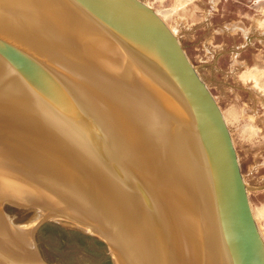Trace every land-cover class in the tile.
<instances>
[{
  "label": "water",
  "instance_id": "95a60500",
  "mask_svg": "<svg viewBox=\"0 0 264 264\" xmlns=\"http://www.w3.org/2000/svg\"><path fill=\"white\" fill-rule=\"evenodd\" d=\"M0 110L1 164L55 199L13 191V203L41 208L35 227L67 219L87 228L88 201L126 232L122 248L137 245L150 264H168L176 218L163 224L158 216L186 207L199 222L184 264H264L222 110L176 34L143 1L0 0ZM136 179L150 197L161 190L165 209L154 196L148 209ZM0 222L8 229L1 211Z\"/></svg>",
  "mask_w": 264,
  "mask_h": 264
},
{
  "label": "rangeland",
  "instance_id": "374dc122",
  "mask_svg": "<svg viewBox=\"0 0 264 264\" xmlns=\"http://www.w3.org/2000/svg\"><path fill=\"white\" fill-rule=\"evenodd\" d=\"M141 1L152 7L176 34L219 104L264 238V0ZM0 166V172L8 178L25 179L11 163L0 162ZM18 183L20 188H7L9 194L0 189V211L8 227L0 225L1 229L14 244L22 245L13 239L17 235L15 228L23 230L19 237L28 238L24 251L16 248L23 252L15 250L18 256L31 257L37 264L41 263L36 253L48 264H113L106 240L88 232L86 226L67 219H48L35 227L41 208L13 203V191L24 189L48 200L53 198L38 185L30 188Z\"/></svg>",
  "mask_w": 264,
  "mask_h": 264
},
{
  "label": "bare ground",
  "instance_id": "6f19581e",
  "mask_svg": "<svg viewBox=\"0 0 264 264\" xmlns=\"http://www.w3.org/2000/svg\"><path fill=\"white\" fill-rule=\"evenodd\" d=\"M3 112L4 111H1L0 113L4 114ZM12 115L13 114L10 113L9 117H12ZM16 133H17V131H16ZM17 135L19 136L20 133ZM2 145L6 146V144L4 142H2ZM6 147H8V146H6ZM131 178L135 179L136 176L132 174ZM11 179H12V181H11ZM139 180H141V178ZM139 180L136 179V182L138 181L137 182V184L139 185L138 188L140 190V193L144 197L143 199L146 202V206L148 207V209L151 210L152 212L154 211L152 209V205H151L152 204L151 197H153V196H154L153 197L154 202L156 204L158 202V204L160 206L159 208L162 209L164 204L160 203V201L162 202V195H161V192H159L161 190L158 189V192L155 193V195L153 194V196L150 197L148 191L146 190L147 188L145 187V185H143L144 188L140 189L141 185L139 183ZM18 182H21L23 185H27L30 188L33 187L32 184H34L29 179H23L22 181H15V180H13L12 177L8 178L4 173L0 172V189L7 191V188L8 189L11 188L13 190L14 188H17L16 186L19 187L18 184H20V183H18ZM43 189L45 191H43L41 189L40 190L43 192L48 191L46 193L50 194L49 193L50 190H47L46 188H43ZM12 190H11V192H12ZM2 194H3V192H2ZM8 194H9V192H8ZM186 195H187V197H189V195L187 193H186ZM180 198H181V200L182 199L184 200V198L182 196H180ZM191 198L192 199H190V202H195L196 206H198L199 203L197 202L195 197L192 196ZM53 199H51V200H53ZM86 207L89 208V213L86 214V219L88 220L87 229L91 230L93 233H96L99 235H104V237L108 239L109 243L111 244V247H113V249L118 254L117 255L118 260L120 261L119 264H150L148 259L146 258L147 257L146 253H144L142 250H140L137 247V245L136 246L134 245V247H132L128 244L127 245L123 244V246H125V247L122 248V243H126L125 241H123V240H125L124 237L126 236V232H124V231L120 232L118 230V228L114 229L109 224H106L104 221H101L100 218L97 217L96 213L93 212V211L97 210V206L93 205V203H91V202L86 201L84 206H83V209H85ZM163 209H165V208H163ZM166 209H169V208L166 207ZM162 212H161L160 217L158 216V219H160V221L163 224H165L166 220L168 221V218L172 217L168 222H172V220L174 218H176V220H174L173 222L175 223L176 230H178V233L176 234V238H175V236H173V238H172V236L170 238H168V245H169V249H170V253H171L169 260L167 258L168 264H184V262L187 260L186 256H187V252L189 249V247L186 248L185 246H189L190 244L192 245V243L194 242V237H196V235H195L196 234V228H197V224L199 221L197 220V218H194V213L191 212L190 209L188 210L186 207L185 208L181 207L179 209H169V212L167 215L168 217L165 215V213L167 211H162ZM170 212H172L173 214L170 215L169 214ZM40 218H41V212L39 214L38 219L35 221L34 225L38 222V220H40ZM0 225H1V222H0ZM171 225H172V223H171ZM165 228H167V227H165ZM2 230L3 229H1V226H0V264H29V263H32V261L28 257H27V259H25L24 257L18 256V253H15L16 248H18V247L26 248L27 247L26 246L27 244H25V243H27L26 241H28V238L27 237H19L18 236L19 233L16 232L17 235H15L13 239H16L19 243L22 244V245H17V244H14L15 242L12 239L8 238V233L6 235V232L4 230L3 231ZM208 234L209 233H206L205 235L208 236ZM201 238H202L201 243L204 244V246H205L204 250L202 252V255H205L208 259H210L209 253L211 254L212 252L210 250V245L208 244L209 239L205 236H203ZM166 244H167V242H166ZM23 245H25V246H23ZM4 246H9V249L8 248H7V250L4 249ZM12 251L14 253H12ZM16 252H20V250L19 251L16 250ZM16 254H17V256H16ZM20 254H21V252H20ZM34 264H36V263H34Z\"/></svg>",
  "mask_w": 264,
  "mask_h": 264
}]
</instances>
